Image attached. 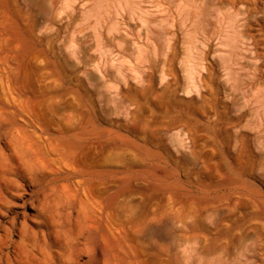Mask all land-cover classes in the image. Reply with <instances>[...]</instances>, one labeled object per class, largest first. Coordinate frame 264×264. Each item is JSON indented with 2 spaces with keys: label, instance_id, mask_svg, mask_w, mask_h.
I'll return each instance as SVG.
<instances>
[{
  "label": "rangeland",
  "instance_id": "1",
  "mask_svg": "<svg viewBox=\"0 0 264 264\" xmlns=\"http://www.w3.org/2000/svg\"><path fill=\"white\" fill-rule=\"evenodd\" d=\"M0 5L10 10L0 26V264L88 260L62 247L84 226L70 201L86 178L66 164L70 135L90 116L103 145L82 154L87 167L164 171V193L146 197L135 181L119 198L144 264H191L178 251L190 241L194 264H264V0ZM115 186L97 181L93 193ZM38 196L50 223L31 207Z\"/></svg>",
  "mask_w": 264,
  "mask_h": 264
},
{
  "label": "bare ground",
  "instance_id": "2",
  "mask_svg": "<svg viewBox=\"0 0 264 264\" xmlns=\"http://www.w3.org/2000/svg\"><path fill=\"white\" fill-rule=\"evenodd\" d=\"M47 1H52V0H47ZM47 5L48 7L53 6V4L52 5L47 4ZM47 11H49V8ZM50 14L51 13H49V15ZM9 16H10L9 8L0 11V18H2V21H0V26L4 24L3 22L5 20L9 19ZM96 122L97 121L95 117L90 116L88 121L82 122L76 129L73 130L72 134L70 135L72 138L76 139L77 144L73 148L74 152L70 153L71 154L70 156L72 158L67 159L68 160L66 164L67 168L69 169V171L74 172L76 175L83 177V179L86 178L84 182L79 183L81 186H83V188L79 190L77 194L75 195L74 199L70 201L71 205H77L76 207L74 206L72 207L71 215L73 216L76 222L79 221L83 223L84 226L80 230V238H77L78 240L80 239L81 241L79 240V243L77 245H71V246L62 247V248H64L65 251H70L74 253L73 261L76 263L78 261V258L82 256H87L88 260L81 264H144V260L141 258L140 254L138 253V246L134 238L129 233L126 224L121 220V217L118 213L119 198L122 195H127L128 193L130 194L133 192V189H134L133 183L135 181L144 182L145 189L143 193L145 194L146 197L147 196L153 197L156 193H159V194L164 193L166 190L165 180H164L165 178L164 171L161 169L162 167L159 168L151 163H143L141 165L134 164L126 169H118L115 167H98V166L87 167L81 161L82 154L88 151L92 146L100 148L103 145L102 135L100 133V129L98 128ZM110 135L113 136L111 139H109L110 147H116V139H115L114 130L110 131ZM61 137L65 138V135ZM53 139H56V137ZM60 147H61V143H58L55 147V151L56 152L59 151ZM18 171L19 172L24 171L27 175L29 174L28 173L29 170L27 169L24 170L23 168H20L18 169ZM152 171H154L155 174H153L151 178H149L150 173ZM36 174L38 173L36 172ZM17 177H18V172H17ZM34 178H35V175H34ZM37 178L38 177H36V179ZM97 181L112 182L113 184L117 183V186H115L110 191L108 197L100 199V198H97L93 193V190L96 187ZM13 198L15 197L13 196ZM7 204H9L8 199L2 193H0V207H5V205ZM47 204H48L47 201H45L44 199H41L40 196H38L36 197L35 201L31 203V207L32 209L35 208L37 210L38 218L43 217L46 223H50V221H52L51 219L52 212L47 209ZM135 216L138 222H142L145 220L144 215L135 214ZM26 219H28V217ZM195 244L196 243L194 241H190V242H187L185 244L178 246V251L181 252L182 254L184 253L186 254L189 252V255H190L189 261L191 264H194L196 260H198L199 258L196 256V245Z\"/></svg>",
  "mask_w": 264,
  "mask_h": 264
}]
</instances>
